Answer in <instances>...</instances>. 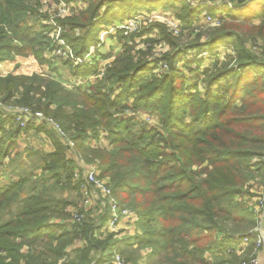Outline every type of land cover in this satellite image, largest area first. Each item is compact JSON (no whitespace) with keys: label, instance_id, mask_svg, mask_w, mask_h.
<instances>
[{"label":"trees","instance_id":"trees-1","mask_svg":"<svg viewBox=\"0 0 264 264\" xmlns=\"http://www.w3.org/2000/svg\"><path fill=\"white\" fill-rule=\"evenodd\" d=\"M82 1L86 10L57 19L62 38L78 57L99 44L101 23L120 17L117 8L131 15L135 4L145 0ZM156 1L164 8L180 2V18L189 23L185 28L203 12L186 0ZM214 1L210 14H226L231 22L221 16L223 27L212 31L202 46L191 47L197 45L200 52L208 47L213 53L218 44L233 43L237 64L221 65L217 73L198 69L208 77L201 96L193 93L194 83L184 93L187 79L177 77L178 57L191 48L169 54L167 70L157 76L127 47L88 90L82 85L69 89L41 69L55 66L47 53L57 46L49 34L55 26L41 20L48 19L41 14V0H0V64L6 61L18 73L0 74L3 101L43 112L67 135L62 138L47 122L22 129L15 118L0 115V167L21 161V153L13 156L17 138L32 128L55 146L51 153L31 152L39 157L34 170L22 169L12 175L16 180L0 182V264H62L65 257L66 264H109L115 251L138 264L141 252L150 248L148 264H239L228 248L240 244L258 220L237 196L252 175L255 159L264 170V0ZM224 1L234 8L217 7ZM243 27L246 35L237 31ZM257 37L263 43L259 55L245 46L248 38ZM187 61L188 67L202 63ZM97 63L66 60L63 65L79 78L99 76ZM51 105L56 108L51 110ZM140 108L158 112L163 127L139 125L135 116ZM100 138H106L111 149L92 146ZM68 140L79 158L98 165L120 204L137 214L141 235L119 241L115 233L104 232L110 218L105 199L99 220L72 221L67 209L79 207L82 182L75 181L78 164L67 156ZM36 169L41 172L35 174ZM69 190L77 192L78 200L64 196ZM84 241L70 256L68 248ZM254 247L251 241L249 253Z\"/></svg>","mask_w":264,"mask_h":264},{"label":"rangeland","instance_id":"rangeland-1","mask_svg":"<svg viewBox=\"0 0 264 264\" xmlns=\"http://www.w3.org/2000/svg\"><path fill=\"white\" fill-rule=\"evenodd\" d=\"M65 1L68 6L66 9L63 8L59 0H45L41 2V14L43 16L44 15L48 16V19L42 17L41 20L44 21L46 20L47 23H51L50 20L51 18H53L57 22L58 18L73 17L74 15H77L78 12L82 10H86L88 7V5L82 0H75V1L65 0ZM153 1L157 3H151ZM204 1L208 3H205L203 6H198L197 8H202L203 10H207L208 14L211 15L210 8H213V6H209V5L212 4V2H216V1L214 0L213 1L204 0ZM143 2L144 3L141 5L135 4L131 15H123L124 12H122L121 9L117 8L116 11L120 15V17H116L114 19L109 17L108 21L105 22L103 21L101 23L100 31L98 32L100 42L97 46H92L89 51V53H92L90 58L91 60L89 61L87 60L85 61V63L82 64H77V65L93 64L94 60H97L98 61L97 64L101 69L99 76L89 75L79 78L73 76L70 68L63 65L64 60L61 58L53 57L52 51L48 52L47 56L49 58L52 57L55 60V66L51 68L48 65H44L41 67V69L44 71V73L51 74L55 78L61 80L63 84L69 89L76 88L77 86L75 84H77L78 86L82 85L85 90H88L89 87L87 85V81L96 83L98 78H101L103 76V73L116 60L117 56L120 53H123L127 50V47H130L133 55H135L136 60L143 59L147 61L148 62L147 68L151 70V72L157 74V76H160L161 74H163V72L167 70V68L162 67V65L166 64L165 58L169 56V54H174L178 49H180L181 51L182 50L185 51L186 48H191L185 51L184 54L185 56L183 55L184 57L183 56L178 57L179 59L181 57L182 58L177 62V67H178L177 77L187 79L185 89H183L184 93H187V91H185L186 88H188L194 83L197 84V87H194L192 89L193 93L200 94L201 96H205L206 89L208 86V81H207L208 77H206L205 75H201L198 69H200L201 72H203L204 70H209V72L211 73H217L224 64H228V63H231L232 65L237 64L236 63L237 60L235 59L236 56L234 52L235 49L233 47V43H228L224 45L218 44L213 53L209 52L208 47H204L200 52L199 49L196 47L197 45L195 47H191V46L195 44H199V46H202V44L208 42V39L210 37L209 34L215 29H219L223 27L224 22L218 21V19H220L221 16H222L221 18H225L224 21L231 22V20L228 18L226 14L221 13L213 16L214 21H212L211 23H206L204 21V17L201 14L198 19H195L192 22L191 28H185V26L188 25L189 23H185L180 18L179 14L182 7L180 2H177L175 3V5L167 8L158 7L159 1L156 0H145ZM226 5L227 6L223 5V7H227L231 9L228 4ZM132 20H135L136 22L133 21L134 26L130 27L129 30L120 29V27L125 26L126 23H130V21ZM237 22L242 23V20H238L236 21V23ZM254 22L255 24L260 23L259 20H255ZM175 25L178 26V30H179L177 34L172 30L173 26ZM237 31L245 35L247 33V29L244 27L240 29L238 28ZM76 33L77 35H79L80 31L77 30ZM49 34L50 35L55 34V29L52 30ZM227 40H234V39H227ZM262 45L263 43L260 37L248 38L245 42L246 48L255 55L261 54ZM193 59L202 60V63L200 65L193 64L190 65L191 67H188L187 60L192 61ZM216 62L220 63L218 67L215 66ZM13 69L14 67L12 66V64L7 63L4 66H2L1 68L2 71L0 72V74L6 76L9 73H15L13 72ZM192 69H194V71H192ZM22 72L23 71H19V74H22ZM222 83H224V81L220 82V84ZM261 83L264 85V76L261 80ZM218 86L219 84H216L214 88H217ZM1 97L3 99V94H1ZM17 97H20V94H17L15 98ZM36 97L40 99V94H37ZM42 102L46 103V99L42 98ZM8 104H12V103H8ZM34 107L37 108L36 106ZM55 108H56L55 105H51V110H54ZM30 109L32 110V108ZM39 110L42 109L40 108ZM118 114H122V111L119 112ZM118 114L116 113L115 117H117ZM135 117L136 120L139 121L140 123L139 125H147L150 129L151 128L161 129L163 127L160 124V117L158 112H152L150 110L140 108L136 112ZM121 119H125V116L122 117ZM43 141L44 140L42 136L35 133L34 135H32L29 141L23 140L25 144H23V146L21 147L23 149L25 148L27 149L28 146L32 145L33 147L42 149L43 147H45L42 144ZM99 146L108 147L109 149H111L109 145V141L106 138L103 139L101 143H99ZM71 154L72 156L74 155L73 151ZM6 162L10 163L9 160H7ZM38 162H39V157L34 154H30L28 151V153L24 154L20 162H17L13 165L9 164L7 165L6 168L0 167V182L2 183L9 182L14 172L20 173L22 169L25 167L27 168V169L25 168L26 170L31 171V169L35 165H37ZM252 165H253L252 175H250L251 177L249 181L246 183L242 194L237 196V200L244 202L246 204V207L253 212L255 218L258 220L257 225L255 227L262 228V224L264 222V170H260L258 159H255ZM194 169L200 170V167H196ZM204 176L205 175H203V177ZM58 193L61 194L60 192ZM64 196H67L70 199L78 200L77 192L72 190L66 191L64 193ZM100 198L102 199L97 200L100 206H94L93 207L94 210L86 208L85 200L83 196H81V200H79L80 201L79 207L71 206L67 209V211L70 212L71 214L75 212L85 213L86 221L90 219L99 220L100 215L104 212V206L101 205V202L103 201V197L101 194H100ZM85 244L86 242L84 241L82 243V246ZM24 250H26V248ZM151 250H152L151 248L147 250H143L146 254L142 253L143 260L139 261L140 264L142 263L148 264L147 254L150 253ZM252 254L253 253H249V248L244 253H240V254L236 253V256L239 258L238 263L242 264V262L248 259L250 256H252ZM69 255L73 256V253L71 252ZM125 258L130 264H133V262H131L127 258V256H125ZM67 259L68 258L65 257L64 258L65 261L63 260L61 263L66 264ZM109 264H112V261Z\"/></svg>","mask_w":264,"mask_h":264},{"label":"built area","instance_id":"built-area-1","mask_svg":"<svg viewBox=\"0 0 264 264\" xmlns=\"http://www.w3.org/2000/svg\"><path fill=\"white\" fill-rule=\"evenodd\" d=\"M63 8H67V3L65 0H59ZM191 4L193 8H197L198 6H203L205 3H208L204 0H186ZM228 4L230 8H234V5L229 1L219 2L218 7H222L224 4ZM209 6H214L210 4ZM204 17V21L206 23H211L214 21V17L209 15L207 10H203L201 13ZM136 20V19H135ZM135 20L130 21V23H126L125 26L120 27V29L129 30L130 27L134 26ZM134 21V22H133ZM51 25L55 26V34L50 35L53 37L57 46L52 50L53 57L61 58L64 61L72 60L76 64L85 63V61L91 60L92 53L86 54L84 57H78L74 53L73 49L66 43V41L62 38L63 28L57 24V22L51 18ZM47 24L46 21H44ZM172 30L177 34L179 32L178 26H173ZM52 58V57H51ZM92 63V62H91ZM162 67L167 68V64L162 65ZM78 86L77 84H75ZM0 115L1 117L8 119L10 117L15 118L17 124L20 128L26 129L32 124L40 125L43 122H47V124L51 127H54L59 135L62 138H66V133L61 128L59 124H57L53 119L47 118L43 112L41 111H33L30 108H20L12 105H8L5 103L0 94ZM68 144L70 146V150H75L74 142L68 140ZM81 159V158H80ZM84 161L81 160L82 165L79 166L74 174L75 181H81V193L87 204L91 198V188L98 190L102 195L103 199L106 200L107 206L110 212V218L107 221L106 226L103 228V231L106 233H118L119 227L122 226L124 231L130 233L132 236L135 234H142V230L139 226L140 219L135 212L130 210L129 208L122 206L119 200L114 196L111 184L109 180L103 178L101 176V170L98 165H83ZM86 215L83 212H75L72 214V221L77 223H82L85 219ZM264 222L261 227L255 228L246 238H244L240 244L236 245L233 248H228L230 253H244L250 246L251 241L255 242V247L252 256L248 259L244 260L242 264H261V259L259 256L260 251L264 248ZM79 243V242H78ZM112 264H130L126 258L115 251L112 257Z\"/></svg>","mask_w":264,"mask_h":264},{"label":"crops","instance_id":"crops-1","mask_svg":"<svg viewBox=\"0 0 264 264\" xmlns=\"http://www.w3.org/2000/svg\"><path fill=\"white\" fill-rule=\"evenodd\" d=\"M43 1H45V0H41V2H43ZM102 55V54H101ZM103 56V55H102ZM48 57V56H47ZM5 64H7V62L5 61V62H3V63H1L0 64V72L2 71L1 70V68H2V66H4ZM85 83H86V81H85ZM95 82H90V81H87V85H88V87H90L92 84H94ZM41 125V124H40ZM36 126H38V125H36ZM35 133H37L38 135H40V136H42V138H43V145L45 146V147H43L42 149L41 148H37V147H33L32 145H30V146H28V148L26 149H23L21 146H23V144H25L24 142H23V140H25V141H29L30 140V138L32 137V135H34ZM42 134V135H41ZM103 139L102 138H100L99 140H94V141H92L91 143H92V146H99V143H101V141H102ZM27 150V151H26ZM28 151H29V153L30 154H32L31 152H33V151H41V152H46V153H51V152H53V151H55V146L53 145V143H52V141H51V139L45 134V133H42V132H37V130L35 129V128H32L28 133H25V132H22L19 136H18V138H17V148L15 149V151H14V157L16 156V153H21L22 154V158H23V156H24V154L25 153H28ZM72 151H68L67 152V156L69 157V158H72V159H75L76 161H77V164H78V167L79 166H81L82 165V163H81V160H83L84 162V164L83 165H87L88 163L84 160V159H80L79 158V156H78V154L76 153V151L74 150L73 151V153H74V155L72 156ZM89 165V164H88ZM38 166V164L37 165H35L31 170H34V168H36ZM26 168V167H25ZM25 168H23V170L25 169ZM27 169V168H26ZM41 172V170H35V174H38V173H40ZM13 176H11V180H16L17 178H15V177H13ZM100 192L98 191V190H96V189H94L93 187L91 188V198H90V201L87 203V204H85L86 205V208L87 209H91V210H94V206H100L99 205V203H98V199L100 200V199H102V198H100V194H99ZM81 196H82V193H81ZM104 201H102L101 202V205H103L104 206V203H103ZM97 215V214H96ZM115 236H116V238L119 240V241H121V240H123L125 237H127V236H132L130 233H128V232H126V231H124V228H122V226H120L119 227V231H118V233L116 234L115 233ZM79 247H82V242H81V244H80V242L78 243H75V245L74 246H72V247H70V248H68V252L69 253H71V251L73 250V249H76V248H79ZM136 247H137V245H136ZM25 249V248H24ZM23 251H26V250H23ZM146 254L144 251H142L141 252V254ZM259 256H260V259H261V264H264V248H263V250L262 251H260V253H259ZM141 260H143L142 258L139 260V261H141ZM139 261H138V263H139ZM62 262V261H61ZM140 264V263H139ZM143 264V263H142Z\"/></svg>","mask_w":264,"mask_h":264}]
</instances>
